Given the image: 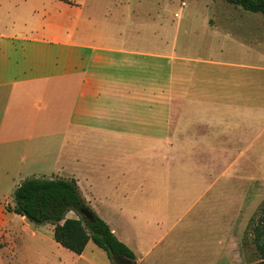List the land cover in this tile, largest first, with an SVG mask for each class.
<instances>
[{"label":"crops","instance_id":"obj_1","mask_svg":"<svg viewBox=\"0 0 264 264\" xmlns=\"http://www.w3.org/2000/svg\"><path fill=\"white\" fill-rule=\"evenodd\" d=\"M211 2L217 11L203 22L202 31L210 35L206 47L196 42L197 35L186 44L189 53L203 49L208 56H177L168 42L163 59L176 66L156 90L158 108L152 104L153 81L144 85L103 73L106 64L129 66L130 60L119 55L135 53L106 34H92L81 16L44 13V20L36 18L31 28L13 22L11 29L0 13V264H59L41 257L46 255L43 242L58 244L53 231L48 237L37 228L30 242L17 237L13 220L31 227L25 217L9 212L10 202L3 200L10 184L15 188L51 156L53 169L84 179L85 192L99 195V204L114 201L110 204L120 211L145 205L146 238L136 240L146 244L143 255L137 256L136 246L112 229L135 253L136 264H243L234 209H256L264 201V58L252 49L264 21L229 3ZM226 41L239 60L223 57ZM158 111L161 120L155 121ZM91 132L107 137L96 141L100 146H144L145 153L151 152L147 160L160 158L162 168L151 167L142 175L149 179L147 185L130 188L121 202L120 197L104 201L102 194H122L119 187L107 190L108 181L141 176L119 165L139 156L76 150L89 144L84 140ZM195 211L196 221L189 225L199 222L214 240L180 255L178 237L166 241L168 233ZM136 220L133 215L130 225ZM22 240L33 252L25 263Z\"/></svg>","mask_w":264,"mask_h":264},{"label":"rangeland","instance_id":"obj_2","mask_svg":"<svg viewBox=\"0 0 264 264\" xmlns=\"http://www.w3.org/2000/svg\"><path fill=\"white\" fill-rule=\"evenodd\" d=\"M216 1L217 3L227 4L223 0ZM183 2L185 3L184 7L182 6ZM240 10L245 13V15H250L264 21L262 20L264 17L260 13H251L243 9ZM64 11H68V15L74 19L81 16L83 24L92 34L97 36L106 34L108 38L116 42L125 43V48L135 53V55H119L121 59L127 58L130 60L129 62L131 64L129 66L123 64L113 67L106 64L102 68V71L108 77L120 76L121 79L126 81L131 80L133 83L139 82L145 85L146 81H148V84L153 81L152 84L155 96L153 97L152 104L154 108H158L161 105V98L159 91L156 90L160 89L163 78L167 79L169 76L171 78L172 74H168V70L176 66L172 62L163 59L164 52L168 47V42L170 52L174 50L177 56L181 54H194L195 52L197 54L195 56L197 57H207L208 55H206V51H203V49H198L196 51L195 49H191V53H189L186 47L187 39L188 37L194 39L197 35L198 38L196 42L206 47L208 43L207 39L210 35L204 34L202 31L203 22L204 19L213 17L217 10L213 7L211 0H0V13L3 14L11 29H13V22H16L17 26L22 29H24V27L28 29L31 28L30 23L36 18L44 20L42 16L44 13H49L50 15H63ZM176 14L178 15L177 17L175 16ZM262 26L263 24H261V29L257 37L252 39V43L254 44L252 45V49L258 53L259 57L264 58V28H262ZM224 48V58L233 60L240 59L241 56L237 53V50L232 49L231 43L226 41L224 43ZM153 116L155 121L161 120L159 111L155 112ZM106 138L107 137L104 138V135L100 132H91L90 135L85 138L86 140H84L87 141V139H89V144L84 146L79 145V147L75 149L84 150V153L87 152L92 155L104 153L111 156L115 155V157L119 155L124 157H128L129 155L139 156L138 158L134 156L131 162H129V158H127L119 162V165L124 167L123 171L130 168L131 170L141 173V176L138 178H123L121 179L122 182H116L117 180L115 179V184L113 180L108 181L107 183L110 186L107 187V190L115 186L116 188L119 187L117 190L119 189L122 192V194L117 193V198H111L108 193L102 194L104 201H107V198L111 201L117 200L120 197L121 202L124 198L122 195L128 193L130 188L136 185H147L149 179L142 178L144 177L142 175L151 167H153L154 170H160L162 168V163L160 158L153 163L147 160L146 157L150 156L151 152L145 153V147L142 145L126 144L115 149L113 146H100L96 144V141ZM56 139H60V136ZM81 139L82 137L80 139L77 138L78 141ZM157 153L158 152L154 153L155 156ZM53 158L54 156L43 158L41 164H36L34 168L30 169L29 172L31 174L24 178L19 185L27 179L42 178L41 175H45V178L75 180L87 206L108 225L111 231L115 229L117 235L123 237L133 246H136L137 249L135 253L137 252L139 254L137 256L143 255L146 244L142 246L139 245L137 239L146 238V236H144L146 235L147 228L146 218L149 214L144 207L145 205H128L127 209L120 211L115 207V204H110L114 201L107 202L108 204H99V195H94L95 192H93V194L85 192L86 181L84 179L76 177L69 178L67 177L68 173L60 170L61 168L56 170L53 169ZM158 180L160 181V179ZM19 185L14 188L12 184H10L3 200L10 202V205H12L14 202L15 190ZM127 196L129 197V194ZM258 208L247 209L245 206L244 208L234 209L236 219L234 227L235 242L241 247L243 264H251L259 260L251 244L252 237L246 234L247 231L249 234L252 231V227L249 223ZM195 213L196 211L194 214L192 212L182 217L177 228L168 233L166 241L178 237L180 241L178 244L180 247V255L187 256L186 254L197 252L200 243L214 240L211 234L205 231L203 232L206 228L204 225L199 224V222L194 224V226L189 225L192 220L196 221ZM133 215H137V220L132 221L134 225H130V220H132ZM67 218H78V214L70 212ZM171 219L172 218H170V222ZM12 222L14 224L13 228L16 236L21 238L22 235L23 240L26 242L33 240V235L37 234L35 231L37 228L48 237L50 232L53 231V227L50 224L37 225L26 220V223L31 227L29 228L26 225L23 226L22 224L25 223L17 219ZM52 239L54 240L53 236ZM28 244L29 243H26V245H24L23 242L25 249L21 253V260L24 263L31 260V255L33 253L29 249L30 246ZM2 246L3 243L0 241V247ZM42 246L45 247L46 255H42L41 257H43V259L44 257L50 258L52 261H57L59 264H127L129 262L115 260L113 263L109 258L108 252L99 248L92 241L88 243L81 256L70 252L60 244H51L48 239L45 243H42ZM42 251H44V249ZM235 261L238 262L239 260L237 261L235 258Z\"/></svg>","mask_w":264,"mask_h":264},{"label":"trees","instance_id":"obj_3","mask_svg":"<svg viewBox=\"0 0 264 264\" xmlns=\"http://www.w3.org/2000/svg\"><path fill=\"white\" fill-rule=\"evenodd\" d=\"M226 3L264 17V0H223ZM86 208L94 217L87 220L80 212ZM9 212L25 217L29 222L54 227L53 238L70 252L81 255L90 241L108 252L110 260L128 262L136 259L135 253L121 242L108 225L87 206L75 180L60 178H31L22 182L14 193ZM78 218H67L68 213ZM251 244L259 260L251 264H264V201L250 220Z\"/></svg>","mask_w":264,"mask_h":264},{"label":"water","instance_id":"obj_4","mask_svg":"<svg viewBox=\"0 0 264 264\" xmlns=\"http://www.w3.org/2000/svg\"><path fill=\"white\" fill-rule=\"evenodd\" d=\"M80 212L87 220L94 222V217L88 209L82 208ZM136 263H137L136 261H129L127 264H136Z\"/></svg>","mask_w":264,"mask_h":264},{"label":"built area","instance_id":"obj_5","mask_svg":"<svg viewBox=\"0 0 264 264\" xmlns=\"http://www.w3.org/2000/svg\"><path fill=\"white\" fill-rule=\"evenodd\" d=\"M184 5H185V3L183 2V3H182V6L184 7ZM177 16H178V15L176 14V17H177Z\"/></svg>","mask_w":264,"mask_h":264},{"label":"flooded vegetation","instance_id":"obj_6","mask_svg":"<svg viewBox=\"0 0 264 264\" xmlns=\"http://www.w3.org/2000/svg\"><path fill=\"white\" fill-rule=\"evenodd\" d=\"M122 263V262H121Z\"/></svg>","mask_w":264,"mask_h":264}]
</instances>
